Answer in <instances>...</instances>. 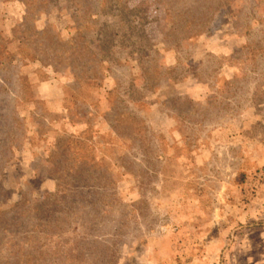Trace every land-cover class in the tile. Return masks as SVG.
Instances as JSON below:
<instances>
[{
  "label": "rangeland",
  "instance_id": "obj_1",
  "mask_svg": "<svg viewBox=\"0 0 264 264\" xmlns=\"http://www.w3.org/2000/svg\"><path fill=\"white\" fill-rule=\"evenodd\" d=\"M0 264H264V0H0Z\"/></svg>",
  "mask_w": 264,
  "mask_h": 264
}]
</instances>
